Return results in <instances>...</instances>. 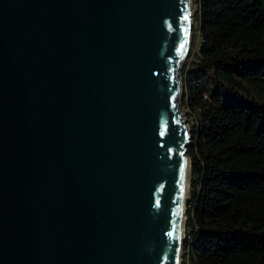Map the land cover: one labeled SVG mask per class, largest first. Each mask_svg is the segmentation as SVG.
I'll return each instance as SVG.
<instances>
[{
	"label": "water",
	"instance_id": "water-1",
	"mask_svg": "<svg viewBox=\"0 0 264 264\" xmlns=\"http://www.w3.org/2000/svg\"><path fill=\"white\" fill-rule=\"evenodd\" d=\"M192 8L0 0V264L183 262Z\"/></svg>",
	"mask_w": 264,
	"mask_h": 264
},
{
	"label": "trees",
	"instance_id": "trees-1",
	"mask_svg": "<svg viewBox=\"0 0 264 264\" xmlns=\"http://www.w3.org/2000/svg\"><path fill=\"white\" fill-rule=\"evenodd\" d=\"M182 264H264V0H193Z\"/></svg>",
	"mask_w": 264,
	"mask_h": 264
},
{
	"label": "bare ground",
	"instance_id": "bare-ground-1",
	"mask_svg": "<svg viewBox=\"0 0 264 264\" xmlns=\"http://www.w3.org/2000/svg\"><path fill=\"white\" fill-rule=\"evenodd\" d=\"M192 10H193V8H192ZM192 18H193V13H192ZM193 23H194V18H193ZM185 168H186V178H185V183H184V186H183V190L185 191V195H186L185 200H186L188 192L190 190V185L189 184L191 182V179H190L191 173H190V163L189 162L186 163ZM183 207H184V203H183ZM183 213H184V208L182 210V214ZM184 215H185V213H184ZM184 215L181 217V220H180V222L182 224V227H184V224H185ZM181 233H182V238H183L184 237L183 231H181ZM179 255H180V247H179V254H178L177 264H180V263L182 264V261H181L182 257H181V255L180 256Z\"/></svg>",
	"mask_w": 264,
	"mask_h": 264
},
{
	"label": "rangeland",
	"instance_id": "rangeland-1",
	"mask_svg": "<svg viewBox=\"0 0 264 264\" xmlns=\"http://www.w3.org/2000/svg\"><path fill=\"white\" fill-rule=\"evenodd\" d=\"M193 11H194V15H195V11H196V8L194 7V1H193ZM194 24H195V18H194ZM194 24H193V30H192V32L194 33V28H195V26H194ZM193 33H192V45H193V40H194V35H193ZM188 60V59H187ZM187 60H186V62H187ZM186 62H184V65H185V63ZM184 65H183V67H184ZM183 76V75H182ZM183 88H184V78H183ZM182 98H183V93H181L180 94V97H179V99H178V101L179 102H182ZM182 111L184 112V115H183V117L184 118H186V123H188V121H187V115L185 114V110L182 108ZM189 125V124H188ZM189 128H190V126H189ZM191 129V128H190ZM185 239H186V237H185ZM184 244H185V242H184ZM183 248H184V245H183Z\"/></svg>",
	"mask_w": 264,
	"mask_h": 264
},
{
	"label": "snow or ice",
	"instance_id": "snow-or-ice-1",
	"mask_svg": "<svg viewBox=\"0 0 264 264\" xmlns=\"http://www.w3.org/2000/svg\"><path fill=\"white\" fill-rule=\"evenodd\" d=\"M186 19H187V17H186Z\"/></svg>",
	"mask_w": 264,
	"mask_h": 264
}]
</instances>
